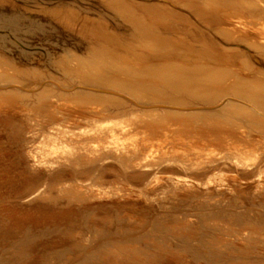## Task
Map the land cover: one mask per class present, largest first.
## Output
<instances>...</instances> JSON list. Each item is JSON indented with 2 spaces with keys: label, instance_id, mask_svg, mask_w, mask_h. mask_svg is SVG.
Returning <instances> with one entry per match:
<instances>
[{
  "label": "bare ground",
  "instance_id": "1",
  "mask_svg": "<svg viewBox=\"0 0 264 264\" xmlns=\"http://www.w3.org/2000/svg\"><path fill=\"white\" fill-rule=\"evenodd\" d=\"M98 1L0 55V264H264V0Z\"/></svg>",
  "mask_w": 264,
  "mask_h": 264
},
{
  "label": "rangeland",
  "instance_id": "2",
  "mask_svg": "<svg viewBox=\"0 0 264 264\" xmlns=\"http://www.w3.org/2000/svg\"><path fill=\"white\" fill-rule=\"evenodd\" d=\"M55 1L0 0L1 57L7 56L5 59L14 60V64L51 69L55 57L67 48L91 56L85 37L56 20L51 9L64 0ZM72 1L91 10L101 7L98 0ZM78 40L84 44L78 45Z\"/></svg>",
  "mask_w": 264,
  "mask_h": 264
}]
</instances>
